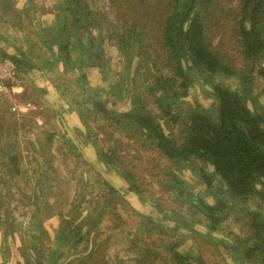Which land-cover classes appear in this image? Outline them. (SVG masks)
Segmentation results:
<instances>
[{
	"label": "rangeland",
	"instance_id": "1",
	"mask_svg": "<svg viewBox=\"0 0 264 264\" xmlns=\"http://www.w3.org/2000/svg\"><path fill=\"white\" fill-rule=\"evenodd\" d=\"M86 2L95 17L88 19V24L100 22L99 31L94 28L85 33L72 25L66 18L64 1L55 13L54 0H0V41L8 44L10 53H14L11 45L25 51L27 64L18 69L20 84L32 78L26 91L0 99V264H112L117 257L122 258L120 264H133L136 256L138 260L145 257L146 264H167L169 254L158 236L141 239L147 232L142 233L139 226L135 236L140 238L136 243L142 249L134 250L124 235L127 227L138 226L142 214L157 211L170 215L175 221L171 225L176 230L171 228L173 239L185 251L199 254L203 264H260L239 254L236 239L251 234V212L264 219L260 200L252 195L245 199L232 196L215 180L203 202L220 207L217 213L224 218L216 231L210 232L206 215L183 202L186 192L182 197L177 195L183 182L195 193L202 191L194 175L197 164H174L135 127L104 116L100 102L113 100L109 104L114 106L117 100L98 83L99 71L87 73L83 81L78 65L67 72L58 56H51L46 44L55 45L52 32L57 19L68 24L73 56L79 40L95 36L102 40L105 31H120L119 19L109 21L112 15L108 13L102 21L101 16L116 4L124 10L126 0ZM216 35L221 36L220 32ZM224 43V49L234 56L230 40ZM117 58L114 55L113 61ZM134 70H130L132 89L127 92L122 88V106L138 102L146 93L148 76H139L141 71L146 74L145 70L136 74ZM198 80L190 95L194 93L200 101L214 106V97ZM252 82V106L264 114L261 82L255 78ZM22 102L35 104L36 110L27 114L10 111L12 104ZM146 102L154 112L155 105L148 98ZM192 102L193 98L177 99V108L184 113L193 108ZM170 129L176 132L175 126ZM104 152L108 159L102 157ZM110 187L115 190L109 192ZM65 218L71 220L68 237L82 228V239L51 254L57 247L55 234ZM96 247L93 258L84 262Z\"/></svg>",
	"mask_w": 264,
	"mask_h": 264
},
{
	"label": "trees",
	"instance_id": "2",
	"mask_svg": "<svg viewBox=\"0 0 264 264\" xmlns=\"http://www.w3.org/2000/svg\"><path fill=\"white\" fill-rule=\"evenodd\" d=\"M62 1L72 25L85 33L94 28L99 31L100 22L88 24L87 20L95 17L86 0H54L55 13ZM126 3L128 7L124 10L121 4H116L114 8H106L101 16L102 21L108 13L112 15L109 21L119 19L120 31L116 28L115 32L105 31L106 38L102 40L97 36L79 40L76 56L72 55L68 24L57 19L52 32L59 50L56 57L61 58L67 72L78 65L84 74L83 81L87 80V73L99 71L98 83L117 100L114 106L109 104L113 100L100 102L104 116L114 123L135 127L150 139L162 157L174 164H197L194 175L202 191L195 193L183 182L177 195L182 197L186 192L183 202L195 208L194 212L206 215L207 229L215 232L224 217L217 213L220 207L203 202L215 180L232 196L245 199L252 195L264 204V114L252 106L251 96L255 78L261 82L260 95L264 97V0H126ZM219 32L221 36L217 37ZM115 39V43H109ZM225 40H230L234 56L224 49ZM42 41L47 42L44 38ZM7 45L0 41V58L11 60L21 69L20 64H27L25 51L11 45L14 53H10ZM46 45L52 50L49 43ZM114 55L118 57L115 61ZM132 67L134 74L145 70L146 74L141 71L139 76H148L146 93L138 102L122 106V88L127 92L132 89ZM200 77L204 79L198 80ZM216 77L228 81L221 82ZM196 80L204 91H210L214 106L200 101L194 93L190 95L195 92ZM146 98L155 105L154 112L148 108ZM186 98H193V108L181 113L177 99ZM173 126L175 133L170 129ZM102 157L108 159L105 152ZM114 190L109 188V192ZM142 219L136 228L124 230L131 248L142 249L136 243L140 238L135 236L142 226L141 232L147 235L141 239L156 235L165 244L169 254L167 264H203L199 254L185 251L173 239L175 228L171 225L175 221L170 215L149 212L142 214ZM70 226L69 218L60 222L54 239L57 247L51 254L82 239V228L71 239L68 237ZM112 226L116 227L115 223ZM249 226V236L239 240L236 237L239 254L247 261L264 264V219L251 212ZM96 249L86 255L84 262L93 258ZM136 257L133 264H146L145 257L142 260ZM121 261L117 257L112 264Z\"/></svg>",
	"mask_w": 264,
	"mask_h": 264
},
{
	"label": "built area",
	"instance_id": "3",
	"mask_svg": "<svg viewBox=\"0 0 264 264\" xmlns=\"http://www.w3.org/2000/svg\"><path fill=\"white\" fill-rule=\"evenodd\" d=\"M20 75L16 65L9 59L0 58V99L11 98L12 95L18 94L21 90ZM36 110L35 104L31 102H22L17 105L12 104L10 111L16 114H27ZM40 123L38 117L34 118Z\"/></svg>",
	"mask_w": 264,
	"mask_h": 264
},
{
	"label": "crops",
	"instance_id": "4",
	"mask_svg": "<svg viewBox=\"0 0 264 264\" xmlns=\"http://www.w3.org/2000/svg\"><path fill=\"white\" fill-rule=\"evenodd\" d=\"M50 51L53 52V53H51V56H52L53 58H55V57H56V52L59 51L58 48H57V46H56V44L53 46L52 50H50ZM54 52H55V53H54ZM59 59H61V58L59 57ZM49 60H51V59H49ZM53 60H55V59H53ZM54 62H55V61H54ZM19 70H21V69H19ZM73 70H75V68H74ZM28 79H29V80H27L26 83H25L24 85H22L21 88H20L19 90H21V91H24V90L26 91V90H27V87L30 86V84H29V86H28V83L32 82V78H28Z\"/></svg>",
	"mask_w": 264,
	"mask_h": 264
}]
</instances>
